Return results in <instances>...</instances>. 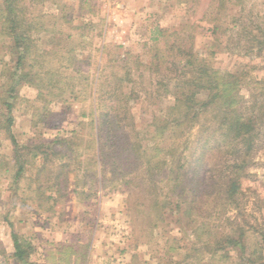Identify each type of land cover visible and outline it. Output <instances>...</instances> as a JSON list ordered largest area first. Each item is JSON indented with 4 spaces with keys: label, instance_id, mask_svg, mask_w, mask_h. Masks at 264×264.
I'll list each match as a JSON object with an SVG mask.
<instances>
[{
    "label": "rangeland",
    "instance_id": "374dc122",
    "mask_svg": "<svg viewBox=\"0 0 264 264\" xmlns=\"http://www.w3.org/2000/svg\"><path fill=\"white\" fill-rule=\"evenodd\" d=\"M14 7L30 50L3 34L5 19L0 18V252L9 247L4 241L10 243L5 204H17L20 209L11 214V222L35 248L32 264H43L35 253L37 240L47 238L44 248L49 240L52 246L65 239L70 245L63 247V263L74 258L75 264H264V205L257 198L264 199V124L255 129L261 135L246 170L240 210L233 207L222 214L212 202L206 210L208 221L194 215L189 219L187 204H177L179 189L168 179L174 176L171 164L180 166L183 181L191 179L188 169L196 166L206 141L198 133L203 123L174 136V83L169 84L164 72L143 66L157 48L167 52L183 38L200 66L237 76L242 111L264 104V93L258 90L264 82V0H15ZM156 27L167 34L157 42ZM117 79L125 81L126 93H135L125 108L134 117L133 127L148 132L142 144L153 146L152 138L165 130L160 145L176 151L157 174V187L143 173V164L121 169L119 150L116 154L110 144L103 146L107 154L111 151L104 160L98 157L95 163L87 157L94 154L87 149L92 144L94 100L116 104ZM97 80L101 87L92 94ZM11 90L14 96L9 97ZM207 97L201 93L198 99ZM127 133L133 141L131 131ZM12 137L19 147L45 148L56 139H71L82 155L78 159L68 151L53 156L52 163L41 154L27 155L23 159L29 158V164L15 180ZM44 166L37 181V171ZM121 171H127L126 179L115 178ZM238 225L245 229L238 246L215 249L214 235L233 233Z\"/></svg>",
    "mask_w": 264,
    "mask_h": 264
},
{
    "label": "trees",
    "instance_id": "16d2710c",
    "mask_svg": "<svg viewBox=\"0 0 264 264\" xmlns=\"http://www.w3.org/2000/svg\"><path fill=\"white\" fill-rule=\"evenodd\" d=\"M3 5L0 8V18L5 19V27L3 34H8L16 40V45L24 46L23 50H30L28 43H23L28 40V36L20 33V28L23 26V21H18L17 17L19 11L14 7L15 0H1ZM157 37H153L155 42L159 41V37H166V31L159 27L155 29ZM180 37V33H175ZM169 41V37L166 38ZM181 43L178 45L175 42L168 47L167 52L157 48L153 58L148 65H143L146 69L153 70L165 75L169 84L174 83V107H172V120L175 124L176 134L174 136H182L184 132L192 130L194 125L201 124L199 127V134L202 138H206L203 145L199 149L198 158L196 159V166L191 171L192 166L189 167L191 179L183 181L184 178L180 173V166L171 164L170 172L174 174L169 178L170 184H173V189L178 191L179 200L177 204H187L185 216L194 217L196 219H203V221L211 218L208 215V206L214 203L215 208H220L222 214L228 210L236 207L240 210L242 199L240 196L245 194L243 189V182L248 176L247 169L252 164L251 156L254 147L256 146L255 139L261 135L256 133V128L264 124V104L260 106L258 103L252 104L250 107L241 110V97L239 95V80L236 75L230 73L222 74L206 66H200L194 59V50L186 47L185 40L178 38ZM31 44V43H30ZM194 58V59H193ZM24 56L18 60V65L22 64ZM140 66V64H138ZM101 72V69L99 68ZM95 80V79H94ZM31 82V80H30ZM96 83V88L94 84ZM92 86L93 91L98 94L101 85L95 82ZM260 85V84H259ZM255 84V86H259ZM164 87H167V85ZM258 90L264 93V82ZM113 91L116 92V104L106 103L104 100L99 101V98L94 100V113L92 117L95 118L91 123V146L87 149H92L94 154L87 156L90 160L97 163V158H106L107 154L103 146L109 145V149L113 148V152L118 154L119 150V167L124 170L134 166V163L143 164L145 173L157 187L155 179L157 174L161 173L163 167L170 156L174 155L171 147H162L160 145L162 137L165 135V130L157 132L156 136L152 138L154 145L145 147L142 144L148 132H139L133 127V115L126 110L125 103L134 99L135 93L130 95L125 91V81L117 79V84H114ZM257 92V88H255ZM208 93L206 101H200L198 96L201 93ZM13 90L8 94L13 95ZM260 94V93H258ZM264 97V94L262 95ZM8 109L11 108L9 103H6ZM258 109V111H256ZM251 113V117L248 116ZM260 115L263 120L260 122ZM206 117L211 118L206 121ZM259 121L258 124H256ZM9 125L12 126V119H8ZM8 127V132L10 131ZM124 129L126 133H124ZM133 134L134 140H131L129 134ZM13 143L16 147L14 153V165L16 167L13 178L20 179L25 172V165L29 164L27 155L38 157L41 154L46 163H52L53 156H63L68 151H73L77 158L82 155L74 149L76 143L71 139H56L52 141L51 147L45 148L34 146L19 147L15 137ZM106 138L107 141H104ZM131 140V141H130ZM115 145H113V142ZM59 149L61 151H59ZM65 149V150H64ZM30 150V151H28ZM116 150V151H115ZM28 152L24 154L23 152ZM96 153V155H95ZM141 159V160H138ZM116 161V160H115ZM180 161V160H179ZM46 169L45 166L37 171V181L40 178V173ZM63 173L64 168L61 167ZM130 173V172H128ZM62 175V174H61ZM117 175H123L126 179L127 171H121ZM66 176V174H65ZM132 177V174L129 178ZM40 181V180H39ZM129 181H124V186H129ZM169 184V185H170ZM41 197L45 196V191L40 188L37 190ZM17 193L15 192L13 203L16 202ZM51 198V197H50ZM48 197V200H50ZM258 201L264 205V199L258 195ZM256 198V200H257ZM260 198V199H259ZM176 203V202H175ZM173 205L174 203H169ZM177 207H179L177 205ZM220 216V213H218ZM194 222V220H192ZM234 232L225 236H220L218 233L214 235L215 249H225L227 247H237L245 235V229L241 225L233 228ZM264 237V235H263ZM14 243V258L17 264H32L31 256L35 248L31 243L24 239L23 236L12 232ZM82 247V246H81ZM70 248V247H69Z\"/></svg>",
    "mask_w": 264,
    "mask_h": 264
},
{
    "label": "crops",
    "instance_id": "0c3cea01",
    "mask_svg": "<svg viewBox=\"0 0 264 264\" xmlns=\"http://www.w3.org/2000/svg\"><path fill=\"white\" fill-rule=\"evenodd\" d=\"M14 194L15 193H13L12 198H14ZM5 207H6V210H7V217L5 218V221L8 223L7 224L8 227H11V232H10V236H9L10 237V243H8V241H4L2 239L4 242H6L7 245H9V247L7 246L5 251L0 252V264H1V260L7 261V262H5L6 264H17L16 261H15V258H14L15 250H14V243H13V238H12V232L14 231V228L16 227V224L15 223L13 224L11 222V221H13V219H11L10 216H11V214L13 212H15L18 209H20V205L18 206L17 204H15V205L5 204ZM60 225H62V224H60ZM55 228L58 229V227H55ZM65 231L66 230H63L64 233H65ZM14 232L17 233L16 231H14ZM66 234H67V232H66ZM23 237H24L25 240H27V237H25V236H23ZM31 239H33V238L31 237ZM47 240H48V238L45 241L37 240V245L39 247H38L35 255L38 258H40V256L43 257V259H42L43 264H75V262H74L75 259L74 258H73V262H72V260H70L71 258L69 259V261H65L64 263L62 262L63 259H61V253L66 251V250L63 249V247L66 246V248H69V246H70V245L67 244L66 239L64 241H62V240L58 241V242H65V243H57L56 242L53 246H52L53 241L49 240L50 244L48 243L47 245H50V246H48V248L42 247V245H44ZM33 257H34V255H32L31 258H30L31 262L33 261ZM73 257H74V255H73ZM89 259H90V255H89Z\"/></svg>",
    "mask_w": 264,
    "mask_h": 264
}]
</instances>
